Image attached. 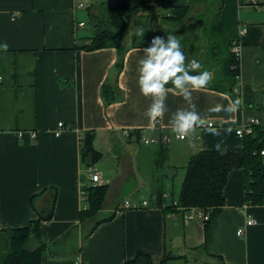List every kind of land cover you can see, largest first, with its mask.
I'll list each match as a JSON object with an SVG mask.
<instances>
[{"label":"crops","instance_id":"0c3cea01","mask_svg":"<svg viewBox=\"0 0 264 264\" xmlns=\"http://www.w3.org/2000/svg\"><path fill=\"white\" fill-rule=\"evenodd\" d=\"M153 1L158 20L165 22L163 15L173 8L190 7L188 19L175 24L176 29L208 11L200 0ZM89 2L0 0V45L9 46L7 52L0 50V229L24 228L39 219L38 213L47 215L56 192L52 220L44 222L41 230L42 241L51 248L42 264H125L139 253L162 264L166 252L179 258L170 262L177 264L189 261L187 251L206 264H264V206L246 204L243 169L230 172L226 205L207 235L203 219L186 222L185 216L166 212L178 200L163 183L176 182L179 170L184 182L189 159L202 151H216L214 145L220 140L226 151L241 148L244 138L237 130L245 122L256 119L264 126V0H222L217 23L219 36L240 48L238 86L241 92H253L254 107L242 106L232 119L223 112L210 115L215 127H232L231 135L215 137L200 129L184 141L175 139L168 126L171 113L186 107L179 96L169 94V112L154 132L143 115L151 101L139 91L137 62L152 37L137 45L125 42L128 51L120 70L116 49L83 48L90 44V36L80 35L83 28L78 24H85V9L79 5ZM98 12L94 16L100 18ZM207 21L204 34L211 52V19ZM192 59L199 61L200 56ZM200 64L201 71L214 70V81L219 79L218 64ZM107 84L115 87L109 95L113 101L104 95ZM226 96L230 97L208 87L194 93L193 100L205 112L216 103L227 105ZM61 123L65 126L58 136ZM128 130L160 140L168 136L170 142H131L124 137ZM86 132L95 133L94 147L103 155L93 168L101 178L97 186H109L96 221L112 219L98 227L95 220L80 221L86 210L84 189L96 186L82 163ZM140 193L141 198L119 204L121 197ZM161 195L163 208L155 206ZM127 202L139 208H128ZM247 213L256 221L248 228ZM239 230L244 235L239 236Z\"/></svg>","mask_w":264,"mask_h":264},{"label":"trees","instance_id":"16d2710c","mask_svg":"<svg viewBox=\"0 0 264 264\" xmlns=\"http://www.w3.org/2000/svg\"><path fill=\"white\" fill-rule=\"evenodd\" d=\"M117 5L110 8L105 18L94 17V29L92 35L87 39L90 44L84 45L87 51H95L105 48H114L118 52L117 67L121 70L124 66L127 48L125 47L126 32L129 23L127 18L133 16L134 26L145 32L154 27L158 20V10L153 0H116ZM204 4L207 13L211 16L208 27L210 33V47L214 57L213 61L219 65L220 75L217 81H213L210 88L224 93L235 99L238 95L243 96V107L253 108V92L244 90L238 86L241 76V60L232 52L233 43L225 42L219 35L217 23L221 16L222 0H200ZM151 13L150 24L143 20L141 13ZM191 13L190 7H178L163 15V19L172 25L183 24ZM206 13V14H207ZM148 19V18H147ZM168 33L164 30L156 34ZM137 34V33H136ZM136 34L133 42L137 45ZM149 34L151 32L149 31ZM115 87L107 84L103 87L107 99L113 93ZM239 89V92L236 90ZM141 136V132L136 133ZM95 133L86 132L82 137L81 157L83 165L90 169L102 159L103 155L94 147ZM264 126H256L251 134L244 137L241 148L224 151H202L189 159L186 167V176L181 188L179 208L174 205L166 207V212H175L184 216L190 209H199L210 214V220L205 222L206 235L210 224L219 215L226 205L224 195L228 184V176L235 169H243L246 176L245 192L246 204L249 206H264ZM109 186L90 185L84 189L86 210L80 213V221L95 220L96 227L111 221L110 218L96 221L104 209ZM57 194L53 192L51 208L47 215L39 214V219L31 222L29 226L14 230L3 231L0 229V264H42L43 257L50 252L41 237L42 225L51 221ZM163 195L160 196L156 207H164ZM50 204V201H49ZM205 248V245L203 246ZM55 252V251H54ZM57 253V252H56ZM174 259L172 253L165 254L162 264H170ZM125 264H154L151 257L139 253L135 260Z\"/></svg>","mask_w":264,"mask_h":264},{"label":"clouds","instance_id":"9594fccd","mask_svg":"<svg viewBox=\"0 0 264 264\" xmlns=\"http://www.w3.org/2000/svg\"><path fill=\"white\" fill-rule=\"evenodd\" d=\"M145 31L140 29L137 35L144 37ZM8 44L0 45V50L7 52ZM143 57L137 62V84L142 96L151 102L143 115L149 121V130L155 131L156 124L163 120L169 112L166 101L169 94L179 96L186 107L177 108L171 113L168 126L175 139L184 141L197 135L198 130L215 137L231 135L232 127H215L210 119L211 114L225 113L232 119L244 103L243 96L228 99V104L216 103L206 109L198 110L193 100V94L211 85L215 79L214 70L201 71V64L195 59L189 60L176 35L168 33L166 36L154 35L142 49ZM239 92V89L236 90ZM223 140L214 145L216 151L223 154ZM264 155V151L261 152Z\"/></svg>","mask_w":264,"mask_h":264},{"label":"rangeland","instance_id":"374dc122","mask_svg":"<svg viewBox=\"0 0 264 264\" xmlns=\"http://www.w3.org/2000/svg\"><path fill=\"white\" fill-rule=\"evenodd\" d=\"M116 5H117L116 0H93V1L90 0V2L87 5L88 9H85L82 11V13L84 14V21H85L86 27H85V29L84 28L81 29L80 35H87V36L92 35L93 29H94V23H95V18H94L95 16L94 15H95L96 9L99 10V12L97 14H99L100 17L105 18L107 16V13L110 10V8H112ZM140 16H142V19L144 21L147 20L146 23L150 24L151 17H152L151 13L143 12V13H141ZM191 19H194V20L193 21L190 20L183 27H181V28L177 27V29L174 25L169 24V23L165 22L164 20H157V23L155 24L154 27L150 28L148 26V30L151 32V34H149V31H146L144 33V37L141 39V37H139L136 34L139 31V28L134 26V23H133L134 17L131 15L127 18V22L129 23V25H128V29L126 32L125 42L126 43H128V41L132 42L133 36L136 34L137 42L139 43L141 41H144L145 38H147V37H150V36L153 37L154 35H162L163 34L162 32L159 34H156V33H157V31L164 30L167 33H172V34L176 35L179 40L180 39L182 40V41H180L181 45L184 49L187 48L185 50V54L188 53L187 56H188L189 60H191L193 58V56L195 54H197L198 57L200 56L199 61L196 59L198 62L202 63L203 65L205 64L206 66L207 65L213 66L215 62L212 60V53L209 51V44H207L206 39H205V36H207V35H205L206 32L204 34L205 27H206L207 22H208L207 19L210 20L211 17L209 15L205 14V12H204L200 15L199 14L195 15V17L192 16ZM210 49H211V47H210ZM102 159H103V157H102ZM106 160L107 159L105 158L104 161H106ZM183 174H184V172L182 170L181 171L179 170L177 173V176H176V182H163L166 184L167 187H169L167 189V192L170 194H171V192H173L172 198L174 197L173 199L175 201L179 200V197L181 194V188L183 185V182H182L183 178H181V177ZM183 177H184V175H183ZM180 180H181V182H180ZM142 195L143 194L140 193V194H136L135 196H130V197L123 196L119 199V204L125 203V201H127V200H129V201H133L135 199L137 200V199L141 198ZM108 206H109V204H108ZM169 239H170L169 243L172 245V248H173V237H170ZM176 244H177V242L175 241V245ZM186 256L189 259L188 262L181 260L177 264H206L202 259L195 257V255H193L191 252L187 251Z\"/></svg>","mask_w":264,"mask_h":264},{"label":"built area","instance_id":"2783aa9c","mask_svg":"<svg viewBox=\"0 0 264 264\" xmlns=\"http://www.w3.org/2000/svg\"><path fill=\"white\" fill-rule=\"evenodd\" d=\"M255 2H256V0H255ZM79 8L80 9H87L88 7L85 4H80ZM78 26L80 28H85V24L84 23L78 24ZM244 33L245 32L243 31L242 35ZM232 52L234 54H236L237 57L240 58V48H239L238 45H236V44L233 45ZM2 81L3 80L0 77V82H2ZM261 124L262 123L259 120L251 119V120L245 122L237 130V134H238V136L240 138H244L246 135L252 133L254 127L261 126ZM64 126L65 125L63 123L59 124V130L56 133V135L59 136L61 134L62 129L64 128ZM136 133H137L136 131H129V130L125 131L124 137L126 139H128L129 141H131V142H142V143L147 144V145H151V144L152 145H158V144H160L161 141H163L165 143H169L170 142V138L168 136H166V137L162 138V140H160L159 138H149V137L145 136L144 134H141V136L138 137ZM89 171L91 173V181L94 184H96V185L100 184L101 183L100 175L98 173H95L93 168H90ZM173 205L176 207L177 210H182L181 208H179L178 202H174ZM126 206L128 208H139V205L132 204V203H129V202L126 203ZM143 206H147V202H143ZM246 215H247L246 228L254 226L256 224L255 219L249 213H247ZM184 216H185L184 218H185L186 222L189 221V220H193L194 218H201L205 222L210 220V214H207V213H205V212H203V211H201L199 209H196V208L190 209ZM238 234H239V236L244 235V230H239Z\"/></svg>","mask_w":264,"mask_h":264}]
</instances>
